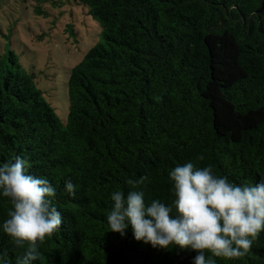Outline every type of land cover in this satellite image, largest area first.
Masks as SVG:
<instances>
[{
  "label": "trees",
  "instance_id": "16d2710c",
  "mask_svg": "<svg viewBox=\"0 0 264 264\" xmlns=\"http://www.w3.org/2000/svg\"><path fill=\"white\" fill-rule=\"evenodd\" d=\"M34 1L38 15L46 3L82 7L101 32L69 72L65 122L18 56L0 54V165L24 158L55 187L62 218L32 264H193L196 252L137 241L130 224L112 232L111 194L168 205V174L187 162L236 184L264 179V0ZM10 208L0 195V264L28 247L3 232ZM215 259L264 264V231L244 257Z\"/></svg>",
  "mask_w": 264,
  "mask_h": 264
},
{
  "label": "clouds",
  "instance_id": "9594fccd",
  "mask_svg": "<svg viewBox=\"0 0 264 264\" xmlns=\"http://www.w3.org/2000/svg\"><path fill=\"white\" fill-rule=\"evenodd\" d=\"M27 161L17 156L0 165V195L11 208L2 229L16 247L28 245L17 264L39 259L38 247L59 229L62 218L50 198L55 187L47 178L26 173ZM168 178L174 197L168 205L159 199L145 202L143 191L116 190L106 217L112 232L123 236L131 225L134 238L167 249L177 245L196 252L193 264H216L215 258L244 257L264 231V179L255 184H236L213 174L212 168H197L191 162L177 165ZM146 176L129 185L139 186ZM64 191L75 197L69 180ZM205 253L211 255L206 258Z\"/></svg>",
  "mask_w": 264,
  "mask_h": 264
},
{
  "label": "rangeland",
  "instance_id": "374dc122",
  "mask_svg": "<svg viewBox=\"0 0 264 264\" xmlns=\"http://www.w3.org/2000/svg\"><path fill=\"white\" fill-rule=\"evenodd\" d=\"M37 5L34 0H0V54L7 47L18 56L65 122L69 72L99 41L101 29L82 7L46 3L40 5L46 15H38Z\"/></svg>",
  "mask_w": 264,
  "mask_h": 264
}]
</instances>
